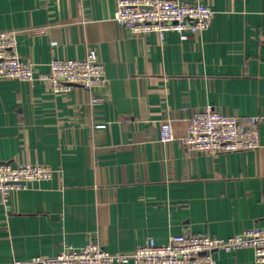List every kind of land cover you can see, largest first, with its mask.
I'll return each mask as SVG.
<instances>
[{
  "label": "crops",
  "instance_id": "1",
  "mask_svg": "<svg viewBox=\"0 0 264 264\" xmlns=\"http://www.w3.org/2000/svg\"><path fill=\"white\" fill-rule=\"evenodd\" d=\"M211 26L186 40L136 35L114 21L116 0H0V32L37 75L52 59L97 54L108 80L55 94L49 81H0V163L44 165L48 181L0 196V264H33L97 241L131 253L153 238H229L264 227V125L254 151L207 155L182 143L211 106L264 115V0H203ZM174 140L162 143L161 123ZM216 264H258L250 249ZM133 264V263H128Z\"/></svg>",
  "mask_w": 264,
  "mask_h": 264
},
{
  "label": "built area",
  "instance_id": "2",
  "mask_svg": "<svg viewBox=\"0 0 264 264\" xmlns=\"http://www.w3.org/2000/svg\"><path fill=\"white\" fill-rule=\"evenodd\" d=\"M84 1V0H80ZM114 21L136 35L156 33L161 40L169 32L180 40L207 30L213 21L212 10L203 0H116ZM47 74H36L31 63L23 61L17 51V33L0 32V81H49L55 94L72 86L86 90L90 104L100 101L96 89L106 87L108 80L95 51L82 60L52 59ZM264 115L239 119L226 116L208 106L193 114L181 143L190 151L207 155L245 152L261 147L259 128ZM162 143L174 140L171 121L165 119L159 129ZM48 166L0 163V196L3 202L14 190L27 189L48 181L54 174ZM250 249L258 264H264V227L247 229L229 238L181 234L165 244L148 238L131 253H110L97 241L81 248L65 247L54 256L31 259L33 264H216L215 254ZM12 264H22L14 261Z\"/></svg>",
  "mask_w": 264,
  "mask_h": 264
}]
</instances>
